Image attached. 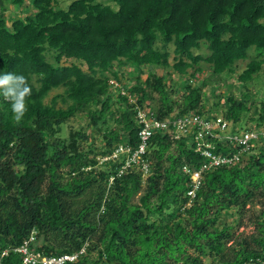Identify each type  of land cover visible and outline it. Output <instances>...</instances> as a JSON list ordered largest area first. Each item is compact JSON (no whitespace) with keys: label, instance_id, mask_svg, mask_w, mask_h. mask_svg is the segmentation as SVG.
<instances>
[{"label":"trees","instance_id":"1","mask_svg":"<svg viewBox=\"0 0 264 264\" xmlns=\"http://www.w3.org/2000/svg\"><path fill=\"white\" fill-rule=\"evenodd\" d=\"M103 1L0 0V72L23 73L32 87L20 123L0 97V252L9 250L2 264H22L14 249L31 236L35 252L78 254L64 264H264V208L250 215L251 234H236L232 224L264 199V138L238 163L204 171L192 199L191 173L183 167L199 170L209 160L172 133L150 139L147 178L141 167L121 172L124 155L105 160L104 167L96 158L119 144H138V108L161 119L193 111L221 117L194 84L203 63L216 76H236L245 89L239 99L226 94L223 108L215 105L237 133L242 115L260 102L248 83L264 77V0ZM8 3L28 9L10 25ZM202 46L207 54L197 52ZM125 69L135 84L121 83ZM172 72L178 83L166 89ZM149 89L159 104H151ZM57 99L65 107H57ZM260 103L256 123L244 131L264 124V98ZM85 111L89 126L104 130L99 151L83 130L61 136L63 126ZM88 140L85 150L81 141ZM216 146L222 156L240 150L229 140ZM229 215H235L231 222Z\"/></svg>","mask_w":264,"mask_h":264},{"label":"built area","instance_id":"2","mask_svg":"<svg viewBox=\"0 0 264 264\" xmlns=\"http://www.w3.org/2000/svg\"><path fill=\"white\" fill-rule=\"evenodd\" d=\"M136 111L135 118L137 123L141 125L138 131V144L131 146L122 143L114 146L107 160H118L124 155L125 162L120 168L121 172L129 168L141 167L143 172L149 173L150 163L146 155L149 152L150 139L156 133L169 132L177 140L191 139L195 145V151L209 161L202 164L200 169L195 171H190L187 166L183 167L185 172L191 173L192 187L187 192L190 199L196 195L197 190L202 185L204 171L224 164L238 163L241 160L242 152L253 146L256 140L264 138V124L251 131L231 134L228 132L231 129L229 122L221 117L211 118L207 114L198 113L197 111L181 116L172 114L164 119L158 118L152 110L147 108H138ZM227 140L232 145L238 146L240 150L232 153L231 156H222L214 152L217 147L216 141ZM33 240L34 237L31 236L29 241L14 249V251L21 254L22 264H64L66 261L75 260L78 256V254L46 256L42 252L31 250L30 243ZM8 251V249H5L0 252V264H2V257L7 255Z\"/></svg>","mask_w":264,"mask_h":264},{"label":"rangeland","instance_id":"3","mask_svg":"<svg viewBox=\"0 0 264 264\" xmlns=\"http://www.w3.org/2000/svg\"><path fill=\"white\" fill-rule=\"evenodd\" d=\"M29 2H31V0H27V5ZM103 2L108 3L109 0H105ZM6 7L7 8H6L4 17L7 19V22L9 25L11 24L13 19H15L18 16L25 15L28 12L27 8L24 9V11H25L24 12L23 8L21 6H16V5H13L11 3H8L6 5ZM22 12H24V14H22ZM197 52L202 53V54H207L208 50L206 49V46H202V49L198 50ZM250 52L254 53L253 49H251ZM248 61H249V59H247L246 61L238 62L237 71H240L243 68H245ZM202 66H203V69L201 72H199L197 74V78L194 80V84L195 85H201L203 87L204 104L208 108L218 110L219 116L222 117V116H224L223 109H222L223 108L222 103L224 102L226 94L231 93V94L235 95V97L237 99H239L240 97H242V94H243L242 90H245V89L241 87V82H239L237 80L236 76H230L228 74H224L222 76H216L213 74L212 69L209 65L203 63ZM124 72L125 73L122 75L121 83L126 84V85L135 84L136 76H130L129 75L130 69H125ZM166 72H167V70H164V74ZM159 74H163V71L159 70ZM147 76H148L147 73H143V75L141 76V80L144 81ZM178 80H179V77L175 72H172L171 74H169V76L165 80V82L167 84L166 89L170 88L169 85L172 86V85H174V83L177 84ZM202 84H205V85L203 86ZM62 92H63L62 87L54 89L45 98V102L50 103L52 98L55 95L62 93ZM149 92L151 94H153L154 98H155L151 102V104L152 105L159 104L158 94L155 93L154 91H152L151 89H149ZM248 93L253 94V95L259 94V95H257V98L261 102V99L264 98V77L262 75H259L258 77L254 78L250 83H248ZM171 97H172V99H178V93L173 92L171 94ZM115 98L117 99V97H115ZM260 102L257 101L255 104L252 105V107L249 111H247L245 114L242 115L241 122L237 123L235 125V128H233L235 130H237V129L239 130L237 132V134H240L242 131H244V128H251L252 126H254L253 124L256 123V119L261 112V110H260L261 103ZM217 103H219V104L221 103L220 106L222 108L217 109L215 106ZM56 104H57L56 105L57 107H65V105L62 104L60 99H57ZM91 107L95 108V106H91ZM89 124H90V118H89L88 113L86 111L82 112V113H78L74 118H72L68 123H66L63 126L61 136L63 138H69L71 136V133L83 130L88 134L89 138H91L94 142H96L94 149L96 151L97 150L99 151L100 146H102V145L104 146L106 144L105 143L106 140L103 137L104 130L103 129L99 130L98 127L89 126ZM110 125L112 127H118V128H121V126H122L121 124H117L116 121L115 122L112 121L110 123ZM232 126L233 125L231 123L230 128H232ZM228 132L232 134L234 131H232V129H229ZM81 143H82L83 148L85 150H88L90 141L89 140L88 141H81ZM186 143L188 145H190V144H192V140L188 139ZM96 158L100 161V165L102 167H104L105 165L103 164V162L105 160L109 159V156L102 157V155L98 154ZM153 162H154V160H153ZM149 174L150 173L143 174L144 178H147ZM111 183H112V179H111ZM145 187H146V180L144 179L143 188H142L141 192L133 198L134 202L138 201V198H139L140 194L144 191ZM263 208H264V199L263 200L257 199L252 204H249L248 205V212L246 214H244L241 218L242 222L241 223L239 221L232 222V224L234 225V228L236 229L235 230L236 234H242V233L247 234V235L251 234L254 231V226L252 225L250 215L254 212L257 213V211H261ZM234 216L235 215H229L228 220L230 222L233 221ZM206 261H207V263H209V260H206Z\"/></svg>","mask_w":264,"mask_h":264},{"label":"clouds","instance_id":"4","mask_svg":"<svg viewBox=\"0 0 264 264\" xmlns=\"http://www.w3.org/2000/svg\"><path fill=\"white\" fill-rule=\"evenodd\" d=\"M31 94L32 87L23 73L0 72V97L10 103L12 118L16 123L23 121L27 113L26 101Z\"/></svg>","mask_w":264,"mask_h":264}]
</instances>
